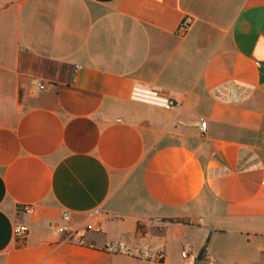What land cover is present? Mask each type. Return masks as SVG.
I'll return each instance as SVG.
<instances>
[{
	"label": "crops",
	"instance_id": "crops-1",
	"mask_svg": "<svg viewBox=\"0 0 264 264\" xmlns=\"http://www.w3.org/2000/svg\"><path fill=\"white\" fill-rule=\"evenodd\" d=\"M209 262L264 264V0H0V264Z\"/></svg>",
	"mask_w": 264,
	"mask_h": 264
},
{
	"label": "built area",
	"instance_id": "built-area-1",
	"mask_svg": "<svg viewBox=\"0 0 264 264\" xmlns=\"http://www.w3.org/2000/svg\"><path fill=\"white\" fill-rule=\"evenodd\" d=\"M38 87L40 89L44 88V85L42 83H38ZM132 98L140 101H144L150 104H154L157 106H160L165 109H171L175 103L172 99L169 97L157 92V91H141V90H134L132 92ZM200 128L204 132L205 131V122H200ZM19 211L22 214H29L32 211V207L29 205H22L19 207ZM64 219L68 218V215L64 213L63 215ZM27 236V227L23 224H17L14 228V239L15 241L22 245L26 239ZM107 251L114 252V251H124L125 247L123 243H111L107 245L106 247ZM187 254V251H182L181 255L185 256ZM162 255L158 254L157 259H161ZM208 264H215L214 262H209Z\"/></svg>",
	"mask_w": 264,
	"mask_h": 264
},
{
	"label": "trees",
	"instance_id": "trees-1",
	"mask_svg": "<svg viewBox=\"0 0 264 264\" xmlns=\"http://www.w3.org/2000/svg\"><path fill=\"white\" fill-rule=\"evenodd\" d=\"M170 222L186 224V223H188V220H186V219H171ZM204 254H205V246L200 250L198 257L203 258Z\"/></svg>",
	"mask_w": 264,
	"mask_h": 264
}]
</instances>
